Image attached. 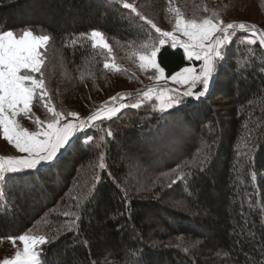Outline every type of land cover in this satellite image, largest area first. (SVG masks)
<instances>
[{"label": "trees", "instance_id": "16d2710c", "mask_svg": "<svg viewBox=\"0 0 264 264\" xmlns=\"http://www.w3.org/2000/svg\"><path fill=\"white\" fill-rule=\"evenodd\" d=\"M137 5L0 0V32L40 26L50 33L72 75L70 92L81 100L78 73L120 75L105 67L109 58L93 44L94 30L111 43L159 48L167 78L191 64L181 46L166 38L159 44L163 37ZM228 24L234 27L225 29L230 38L216 84L201 101L182 98L183 121L147 99L94 121L85 129L91 139L80 133L81 143L75 138L32 173L35 180L3 169L0 235L44 221L39 229L48 242L38 264H264V44L262 34L249 33L253 23L229 19L223 28ZM148 88L111 103L142 99ZM101 106L110 102L93 110Z\"/></svg>", "mask_w": 264, "mask_h": 264}, {"label": "rangeland", "instance_id": "374dc122", "mask_svg": "<svg viewBox=\"0 0 264 264\" xmlns=\"http://www.w3.org/2000/svg\"><path fill=\"white\" fill-rule=\"evenodd\" d=\"M126 1L137 3V8L146 18L155 23L161 28V30L172 32L177 38V41L180 42L177 43V45L182 48L184 43L191 44L193 42L189 41V38L183 34L182 30L177 29V20L185 22L195 20L197 23H201L203 20L208 19L213 23H221V26L223 27L229 19H237L253 23V27H255L254 29L252 27V29L250 28L249 33H251V35H254L257 38H260V34L264 36V0ZM242 29L248 30L249 28L244 27ZM24 31H31L36 36L49 37L46 44L40 49L43 59L41 68V73L44 79L43 91L46 93V96L45 99H41V91L40 89H37L33 101L29 105L27 111L18 106L15 116H12L10 111L5 113V116L19 126L17 131H26L31 134L33 132H39L46 127L52 119V113L48 111L47 107H45L46 103L56 112L62 114L60 117L62 122L66 123L71 120L74 123H80L88 112L92 111L99 104L110 102V106H105V108L100 111V116L96 120L109 118V112L112 109H119L120 111L122 109L120 108L121 104L126 106L138 103L141 105L142 101L151 98L156 99V96L161 93L165 96L175 95V93H173L168 87L177 89L178 91H184L188 88V85L186 84L180 85L173 82L170 79L171 77L167 78L164 76V78L157 80V73L154 68L141 67L146 61H141L140 57H151V52L154 50L153 48H139L133 45L126 46L124 44L111 43L103 32L94 30L100 32L102 35L95 40L92 38L93 44L102 49L109 58L106 60L105 64L120 70V75L118 78L113 79L108 72H103L99 69V71L89 70L85 73H78V79L81 81L78 83L83 86V89L79 88L80 85H76L78 86L77 91L78 93L86 92V96H82V99L79 100L78 96L73 94L76 97L72 100L73 95L70 91L74 89V85H72L69 80L72 75L69 70H67L68 68L65 65L61 49L51 43L50 39L52 36L50 33H47L46 30L40 26L38 28L28 26L14 34L19 37ZM259 31H261V33ZM225 35L230 38L228 32L224 31L215 33L213 39L216 37L223 38ZM166 39L173 43L171 38ZM100 40L107 43L108 48H104L102 44L99 43ZM205 43H207V41ZM191 50L193 51V59L191 60V64L186 67H192L198 73L203 61L195 60V52L199 51L198 48H193ZM217 60L213 62L215 66ZM35 75L39 76V74ZM147 87L149 88L145 93H148V95L146 96L144 93L142 99L138 98L134 101L120 102L118 104L111 103L114 101L112 97H116V99H128V97H130L135 91ZM199 87L200 86L197 85L194 91ZM149 96L151 98H149ZM156 101L160 107V102L157 99ZM71 112H76L77 118L67 115ZM94 121H90L87 127H90ZM16 155L27 154L19 153V150L15 148L14 141L9 142L7 140L3 133V127L0 126V164H3L5 168H7L8 159ZM2 175L3 169H0V177H2ZM32 227L33 225L27 231H21L20 229L17 233L14 232L12 234L0 235V264H5V261H7L8 264H12L13 261H15L16 264H27L24 257V244L18 239L21 235L36 237L37 239L41 236L45 238L46 243L44 244L37 243L34 248H32L30 244V249L36 257L33 264H38L39 251L41 247L47 244L48 238L46 231L39 229L40 227H45L44 221L38 222L35 228ZM17 253L20 254L19 259H17Z\"/></svg>", "mask_w": 264, "mask_h": 264}, {"label": "snow or ice", "instance_id": "6c2138e0", "mask_svg": "<svg viewBox=\"0 0 264 264\" xmlns=\"http://www.w3.org/2000/svg\"><path fill=\"white\" fill-rule=\"evenodd\" d=\"M125 7L130 8L131 5L126 4ZM147 23L163 37L159 39L160 45L167 43L164 38L172 39L173 48L176 47L177 43H180L172 32H162L151 20H148ZM176 25L177 29L182 30L183 34L189 38V41L193 42L191 44H183L187 58L191 61L193 59V51L191 49L198 48L199 51L195 52V60H202L203 64L199 68L198 73L192 67H184L171 76L170 79L173 82L180 85H188L186 90L177 92L176 95L172 96H165L161 93L156 96V99L160 102L161 111L175 109L170 115L176 120L183 121L185 107L181 106L185 105V101L182 98L188 97L192 101H201L210 93L212 87L216 84L215 65L213 62L217 59H224L222 50L226 47L229 38L225 35L223 38L216 37L213 39L215 33L226 30L221 26V23H213L208 19L203 20L201 23H197L195 20L187 22L177 20ZM233 27V24L227 25L228 29ZM239 27L244 28L245 25L241 23ZM101 35L98 31L91 32V37L94 40L101 37ZM48 39V36H36L31 31H24L19 37L11 30L0 32V126L3 127V133L7 140L9 142L14 141L15 148L19 150V153L27 154L10 157L7 162V168L5 169V166L0 164V169H5L13 175L25 173L27 174L25 179L28 180L36 179L32 173H35L38 168L53 164L58 155L71 145L74 137L79 139L81 143V137L78 133L83 134L85 139H91L85 129L90 121H94L100 116V112L97 111L89 116L87 121L74 123L69 120L65 123L60 119L62 114L56 112L46 103L45 107L52 113V119L41 131L31 134L26 131H17L19 126L5 116V113L9 111L12 116H15L18 106L27 111L37 89L41 91V99H45L46 93L43 91L44 79L41 73L43 59L40 49L46 44ZM206 41L207 43H205ZM260 42L264 44V36H261ZM99 43L104 48H108V44L104 43L103 40H100ZM159 51L160 49L156 48L151 52V57H140L141 61H146L141 67L154 68L157 73V80L165 76L164 68L160 67L156 59ZM105 67H108V65L105 64ZM35 74H39V76ZM197 85L200 86V90L194 91ZM145 95L147 96L148 93H145ZM149 98L151 97L149 96ZM112 99L114 100L116 97H112ZM131 106L133 108L140 107L138 103ZM123 107L125 105L121 104L120 108ZM118 111L119 109L110 110L109 118L115 116ZM67 115L77 118L76 112H71ZM108 134L112 135L111 132ZM0 179H3V177H0ZM18 239L24 244L25 261L27 264H33L36 257L30 249V244L34 248L37 243H46L45 238L41 236L37 239L36 237L21 235ZM19 257L20 254L17 253V259ZM5 264H8V262L5 261ZM12 264H16V262L13 261Z\"/></svg>", "mask_w": 264, "mask_h": 264}, {"label": "water", "instance_id": "95a60500", "mask_svg": "<svg viewBox=\"0 0 264 264\" xmlns=\"http://www.w3.org/2000/svg\"><path fill=\"white\" fill-rule=\"evenodd\" d=\"M224 28L226 29L227 26H225ZM168 88H169V89H172V90H176V91H178L177 89H174V88H170V87H168ZM180 92H182V91H180ZM104 108H105V106H101V107H99V108L93 110V111L90 112L87 116L84 117L83 121H87L89 116L93 115V114L96 113L97 111L100 112V111L103 110ZM79 134H80V133H78V135H79ZM75 138H76V137H74V138L72 139V141H73ZM62 152H63V151H62ZM62 152H61V153H62ZM61 153H60V154H61ZM60 154H59V155H60Z\"/></svg>", "mask_w": 264, "mask_h": 264}]
</instances>
